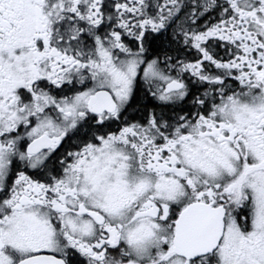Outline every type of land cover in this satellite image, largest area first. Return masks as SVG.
<instances>
[{
    "label": "snow or ice",
    "instance_id": "6c2138e0",
    "mask_svg": "<svg viewBox=\"0 0 264 264\" xmlns=\"http://www.w3.org/2000/svg\"><path fill=\"white\" fill-rule=\"evenodd\" d=\"M0 264H264V0H0Z\"/></svg>",
    "mask_w": 264,
    "mask_h": 264
}]
</instances>
